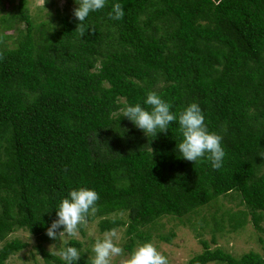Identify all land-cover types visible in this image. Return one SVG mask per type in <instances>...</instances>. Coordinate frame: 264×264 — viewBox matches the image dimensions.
<instances>
[{
  "label": "trees",
  "instance_id": "trees-1",
  "mask_svg": "<svg viewBox=\"0 0 264 264\" xmlns=\"http://www.w3.org/2000/svg\"><path fill=\"white\" fill-rule=\"evenodd\" d=\"M117 2L119 21L108 17ZM73 9L35 24L19 0L0 18L6 31L18 17L26 25L0 34V264L25 248L6 240L16 230L48 238L55 207L79 187L100 197L86 222L98 218L101 233L125 228L128 250L133 239L149 242L143 229L158 220L188 218L234 192L246 212L229 224L241 230L249 216L261 254L238 259L199 240L203 251L187 264H264V0H108L81 37ZM149 92L177 115L200 105L222 137V168L179 158L178 123L151 138L120 117L125 104L147 108ZM38 249L47 264H64Z\"/></svg>",
  "mask_w": 264,
  "mask_h": 264
},
{
  "label": "rangeland",
  "instance_id": "rangeland-1",
  "mask_svg": "<svg viewBox=\"0 0 264 264\" xmlns=\"http://www.w3.org/2000/svg\"><path fill=\"white\" fill-rule=\"evenodd\" d=\"M18 2L19 0H0V18L15 14ZM26 2L35 24L52 20L56 15H62L63 12L70 13L74 7L73 5L68 6L66 0H26ZM1 23L0 34L10 35L13 38L16 36V30L23 31L26 27L19 17L15 19L12 30L6 31ZM237 212L246 211L245 207L240 204L238 195L232 192L197 210L195 215L187 216L188 218L182 220L162 218L150 228L143 229V232L149 234V242L168 257L169 264H187L191 258L201 254L203 250L199 240L208 242L212 250L221 249L238 259L249 252L261 254L259 243L261 235L251 225L249 216L246 218L245 227L241 230L235 231L232 224H229L228 216ZM120 218L126 220L125 215H120ZM98 222V218L91 222H85L80 226L75 236L66 237L61 234L55 240L49 237L42 240L30 235L25 230H16L6 240H19L25 244V248L11 256L5 264H47L38 248L41 247L53 256L60 258L59 252L66 247L65 241L67 243L70 241L79 242L81 257L84 256L91 260L94 255L92 248L96 240L102 239L106 233H110L99 232ZM262 226L264 227V222ZM114 232L116 233L115 242L124 249V253L121 256L113 257L112 264H124L130 253L143 242L133 239L132 248L128 250L130 239L125 235V228L116 229ZM170 233H173L174 237L169 242L161 239ZM212 237L215 239L214 243L211 242Z\"/></svg>",
  "mask_w": 264,
  "mask_h": 264
},
{
  "label": "clouds",
  "instance_id": "clouds-1",
  "mask_svg": "<svg viewBox=\"0 0 264 264\" xmlns=\"http://www.w3.org/2000/svg\"><path fill=\"white\" fill-rule=\"evenodd\" d=\"M77 5L73 9V17L79 21L80 37L88 28L85 21L90 14L101 11L108 6V0H74ZM125 16V10L121 3L111 5L108 17L119 21ZM77 26V27H78ZM141 103L125 104L120 109V117L130 121L145 136L155 137L158 133H166L173 123H178V131L182 137L177 145L179 158L196 163L200 159H207L213 169H220L226 155L222 146V137L208 129L205 123V115L198 103L188 104L177 115L171 110V105L155 92H149ZM100 199L96 190L79 187L70 190L62 197L55 207L56 219L46 229V235L55 240L63 234L66 237L75 236L79 227L87 221L90 213L97 210V201ZM116 233H106L102 239H97L93 245L94 253L91 264H112L113 257L121 256L124 249L116 242ZM59 252L64 264H78L81 252L67 244ZM124 264H169L168 257L162 254L151 242L139 245L125 260Z\"/></svg>",
  "mask_w": 264,
  "mask_h": 264
}]
</instances>
